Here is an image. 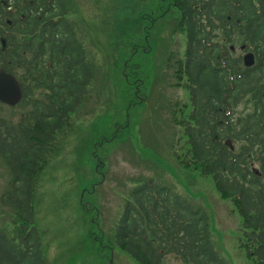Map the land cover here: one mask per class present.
I'll return each instance as SVG.
<instances>
[{
	"label": "trees",
	"instance_id": "16d2710c",
	"mask_svg": "<svg viewBox=\"0 0 264 264\" xmlns=\"http://www.w3.org/2000/svg\"><path fill=\"white\" fill-rule=\"evenodd\" d=\"M177 1L186 47L170 69L188 99L171 107V122L182 129L174 154L184 168L211 177L241 219L239 247L264 264V0ZM67 10L64 0H0V65L20 79V104L31 105L28 122L0 119V154L11 172L1 200L14 209L16 227L13 236L0 228V264H47L34 225L36 186L95 78ZM235 40L252 42L253 66L228 46ZM247 97L253 110L235 116ZM132 196L114 243L139 264H171L169 255L187 264H230L202 204L153 179Z\"/></svg>",
	"mask_w": 264,
	"mask_h": 264
},
{
	"label": "rangeland",
	"instance_id": "374dc122",
	"mask_svg": "<svg viewBox=\"0 0 264 264\" xmlns=\"http://www.w3.org/2000/svg\"><path fill=\"white\" fill-rule=\"evenodd\" d=\"M64 1L95 78L36 186L34 225L46 263L139 264L114 243V233L132 193L153 179L212 213L214 240L230 264H254L239 247L241 219L231 202L211 177L175 157L182 129L171 122V107L188 92L173 83L170 69L186 46L173 0ZM236 42V54L248 53ZM30 110L2 104L0 119L28 122ZM252 110L247 97L235 116ZM10 179L0 154V228L13 236L14 209L1 200ZM165 261L187 264L173 255Z\"/></svg>",
	"mask_w": 264,
	"mask_h": 264
},
{
	"label": "water",
	"instance_id": "95a60500",
	"mask_svg": "<svg viewBox=\"0 0 264 264\" xmlns=\"http://www.w3.org/2000/svg\"><path fill=\"white\" fill-rule=\"evenodd\" d=\"M244 62L247 66L255 63V55L252 52L244 56ZM24 91L19 79L4 67H0V102L15 106L23 98Z\"/></svg>",
	"mask_w": 264,
	"mask_h": 264
},
{
	"label": "flooded vegetation",
	"instance_id": "af4514ba",
	"mask_svg": "<svg viewBox=\"0 0 264 264\" xmlns=\"http://www.w3.org/2000/svg\"><path fill=\"white\" fill-rule=\"evenodd\" d=\"M178 1L177 0H173V5H175L176 7H178V3H177ZM178 9H179V7H178ZM180 15H181V13H180ZM228 20L230 21L231 19H230V17L228 18ZM227 41V40H226ZM238 41H240V40H238ZM237 42H236V40L234 41V42H229L228 43V46H230L232 49H234V50H236V46H237V44H236ZM250 45V47H249V45ZM240 45H241V47L243 48V49H248V48H251V49H253L254 48V46H253V44H252V42H248V43H245V42H241L240 41ZM248 51V50H247Z\"/></svg>",
	"mask_w": 264,
	"mask_h": 264
}]
</instances>
